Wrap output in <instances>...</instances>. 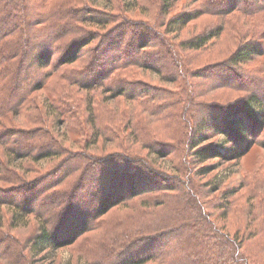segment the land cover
Segmentation results:
<instances>
[{
    "label": "trees",
    "instance_id": "trees-1",
    "mask_svg": "<svg viewBox=\"0 0 264 264\" xmlns=\"http://www.w3.org/2000/svg\"><path fill=\"white\" fill-rule=\"evenodd\" d=\"M178 1L0 0V264H264V196L229 234L196 177L264 147V0Z\"/></svg>",
    "mask_w": 264,
    "mask_h": 264
},
{
    "label": "rangeland",
    "instance_id": "rangeland-1",
    "mask_svg": "<svg viewBox=\"0 0 264 264\" xmlns=\"http://www.w3.org/2000/svg\"><path fill=\"white\" fill-rule=\"evenodd\" d=\"M145 3L148 5V11H153L155 6V3L151 4L148 2V0H144ZM192 5V3L189 2V0H182L178 1L176 5L179 7H182L183 4ZM137 14V10L132 11V14ZM151 13V12H150ZM170 13V12H169ZM146 14V13H145ZM140 14L139 16L145 15ZM147 13L146 15H148ZM169 14L163 15V18H166ZM210 18L207 17H201L193 22H190L185 28L182 29L180 32V39L192 36L194 32H196L199 28L202 27V25L206 24ZM178 37V38H179ZM202 53V52H201ZM198 53L197 55H199ZM205 55V53H204ZM203 55V61L202 58H199V62L201 63H207L211 62L210 60H214L218 57L216 55H212L210 58L204 59ZM145 78L150 80H156L155 75L152 73L145 72L144 74ZM37 93V92H36ZM207 134V132H206ZM264 141V137L262 138ZM211 165L213 170L208 172L204 175L196 176L200 181H210L212 177H217L218 175H225L227 176L224 180V182L221 184V197L218 198V205H223L225 208L228 209L227 215H225V221H222L217 216V212L221 210H213L211 212H214V216L216 218V222L218 225L223 227L222 229L229 232V234H232L234 229L238 227V225H242L244 222V219L246 220L248 217V212H251L252 214L256 209V201L259 199L260 196H264V147L256 144L252 145V147L245 152L240 158H238L236 161H230V162H219L215 160H206L202 162L201 165ZM259 167V172L257 174V177L252 176V173L254 172V169ZM215 175V176H214ZM226 183V184H225ZM226 185H228V188H223ZM229 189H237L238 197L235 195V205H232L233 202H230L231 195L226 193V197H224L223 193L225 191H229ZM217 192V191H215ZM227 199V200H226ZM226 201L228 202L227 204ZM123 209H116L113 211H110L108 215H114L119 216L123 213ZM3 211V207H2ZM237 217L239 218L238 220ZM35 229V222L30 220L25 227H17L15 229L9 228L6 225V222L3 223L0 226V249L5 248L7 246L8 240L14 237L18 238H25L28 235L32 234ZM3 237H6V239H3ZM155 245L153 244H147L143 247L142 252H149L151 250L155 249ZM242 247L245 248L248 252L250 250H254V247L252 245V241L245 240L242 241ZM49 258H45L42 262H51L50 259H53L52 264H63L66 259L69 256H75V248L73 245L57 248V250L53 251L52 253L48 254ZM74 264V263H73Z\"/></svg>",
    "mask_w": 264,
    "mask_h": 264
}]
</instances>
